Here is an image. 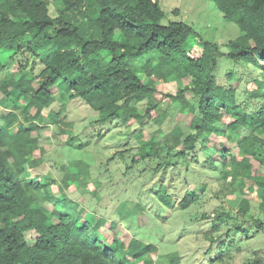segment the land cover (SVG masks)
I'll use <instances>...</instances> for the list:
<instances>
[{
	"label": "trees",
	"instance_id": "obj_1",
	"mask_svg": "<svg viewBox=\"0 0 264 264\" xmlns=\"http://www.w3.org/2000/svg\"><path fill=\"white\" fill-rule=\"evenodd\" d=\"M3 1L0 73L28 55L40 68L34 72L19 65L13 76L0 79V264H154L155 245L134 237L127 244L120 239L105 244L99 231L103 220L92 223L88 213L83 218L78 204L53 196L44 178L32 177L27 169L40 162L33 154L42 150L38 139L44 125H55L73 139L72 122L61 119L66 101L80 98L97 113L99 123L141 122L159 106L158 79L177 83L166 96L190 117L185 129L178 122L161 141L151 138L132 161L164 152L189 163L208 147L206 138L226 136L236 148L230 155V182L254 192L264 209V174L252 173L244 157L264 167V0H211L240 31L227 41L226 52L186 22L161 24L159 0ZM222 56L241 60L258 74L251 73L255 87L239 101L232 86L216 83L214 70ZM139 68L145 70V80ZM57 96L63 102L54 111ZM213 159L209 157L210 164ZM89 174L86 162L68 161L62 183L66 188L86 185ZM196 198L189 192L178 205L184 209ZM48 201L51 211L44 206ZM236 212L247 214L248 200L241 199ZM28 232L35 234L33 243L26 239ZM178 263L177 253L167 255L165 264Z\"/></svg>",
	"mask_w": 264,
	"mask_h": 264
},
{
	"label": "rangeland",
	"instance_id": "obj_2",
	"mask_svg": "<svg viewBox=\"0 0 264 264\" xmlns=\"http://www.w3.org/2000/svg\"><path fill=\"white\" fill-rule=\"evenodd\" d=\"M159 4L164 12L161 24L186 22L206 40L219 44L224 52L227 41L240 34L239 28L224 19L211 0H159ZM3 8L4 1L0 0V9ZM50 12L55 13L52 2ZM34 59L28 55L11 61L0 73V79L13 76L19 65L33 67L37 72L40 65ZM139 60L144 63L145 57ZM151 61L155 62L154 56ZM252 72L241 60L222 56L217 60L214 75L217 84L235 89L239 101L245 90L255 87ZM144 73L139 68L143 80ZM182 81L186 83L188 78ZM156 86L159 106L141 122L114 119L99 123L97 113L83 100L66 101L61 119L72 122L73 139L69 141L67 134H60L55 125H44L38 139L42 150L37 149L33 154L40 162L33 170H27L36 179L43 177L53 196H65L78 204L76 207L83 209V218L88 213L92 223L103 220L99 231L105 244L115 239L127 244L134 237L155 245L157 251L151 255L154 264H165L172 252L178 254V264H262L264 224L259 227L257 220H264V209L258 205L254 192L230 182L227 175L230 155L236 148L226 136L206 138L208 147L189 163L164 152L160 157L132 161L134 154L141 147L144 149L151 138L161 141L178 122L185 129L190 117L179 113L166 96L176 91L175 81L158 79ZM57 100L52 106L54 111L63 102L59 96ZM158 116L163 117L161 122L155 121ZM215 152L217 156L213 157ZM209 157L214 158L213 164L209 163ZM244 157L251 164L252 173L264 174V167L258 161ZM72 160L89 165L90 178L86 185L71 184L67 188L63 185L67 163ZM189 192L197 198L182 209L178 202ZM161 194L172 202L163 200ZM241 199L248 200V213L238 216ZM44 206L52 210L51 202ZM25 235L33 243L35 234ZM258 259L259 262L255 261Z\"/></svg>",
	"mask_w": 264,
	"mask_h": 264
},
{
	"label": "built area",
	"instance_id": "obj_3",
	"mask_svg": "<svg viewBox=\"0 0 264 264\" xmlns=\"http://www.w3.org/2000/svg\"><path fill=\"white\" fill-rule=\"evenodd\" d=\"M262 264H264V258H263V262H262Z\"/></svg>",
	"mask_w": 264,
	"mask_h": 264
}]
</instances>
